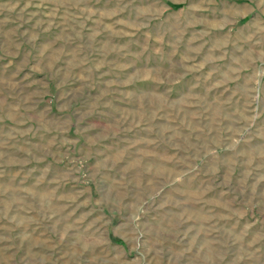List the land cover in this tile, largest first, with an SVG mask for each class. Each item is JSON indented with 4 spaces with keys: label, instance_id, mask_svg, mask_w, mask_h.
I'll list each match as a JSON object with an SVG mask.
<instances>
[{
    "label": "rangeland",
    "instance_id": "rangeland-1",
    "mask_svg": "<svg viewBox=\"0 0 264 264\" xmlns=\"http://www.w3.org/2000/svg\"><path fill=\"white\" fill-rule=\"evenodd\" d=\"M0 264H264V0H0Z\"/></svg>",
    "mask_w": 264,
    "mask_h": 264
},
{
    "label": "clouds",
    "instance_id": "clouds-1",
    "mask_svg": "<svg viewBox=\"0 0 264 264\" xmlns=\"http://www.w3.org/2000/svg\"><path fill=\"white\" fill-rule=\"evenodd\" d=\"M249 103L252 104V103H253V99H252ZM236 104L241 105V100L237 101ZM176 179H177V182L180 183L181 180L183 179V176H179V175H177V176H176Z\"/></svg>",
    "mask_w": 264,
    "mask_h": 264
}]
</instances>
